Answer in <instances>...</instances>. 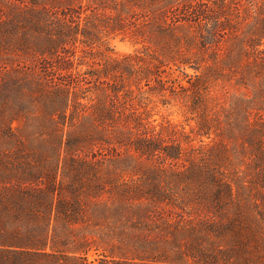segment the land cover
<instances>
[{"label":"trees","instance_id":"16d2710c","mask_svg":"<svg viewBox=\"0 0 264 264\" xmlns=\"http://www.w3.org/2000/svg\"><path fill=\"white\" fill-rule=\"evenodd\" d=\"M0 264H264V0H0Z\"/></svg>","mask_w":264,"mask_h":264},{"label":"rangeland","instance_id":"374dc122","mask_svg":"<svg viewBox=\"0 0 264 264\" xmlns=\"http://www.w3.org/2000/svg\"><path fill=\"white\" fill-rule=\"evenodd\" d=\"M111 49L113 54L116 55H122V54H127L131 53L134 50V46L131 42L129 41H121L119 38L114 39L110 43ZM167 115L171 113L169 116V119H171L173 122H181L183 120V117L181 113L177 110V108H172L170 110H165L161 109V114ZM157 118V116H155Z\"/></svg>","mask_w":264,"mask_h":264}]
</instances>
